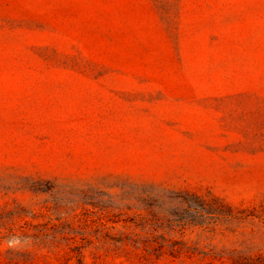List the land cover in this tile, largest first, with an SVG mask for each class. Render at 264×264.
I'll return each mask as SVG.
<instances>
[{
	"label": "rangeland",
	"instance_id": "1",
	"mask_svg": "<svg viewBox=\"0 0 264 264\" xmlns=\"http://www.w3.org/2000/svg\"><path fill=\"white\" fill-rule=\"evenodd\" d=\"M0 264H264V0H0Z\"/></svg>",
	"mask_w": 264,
	"mask_h": 264
}]
</instances>
